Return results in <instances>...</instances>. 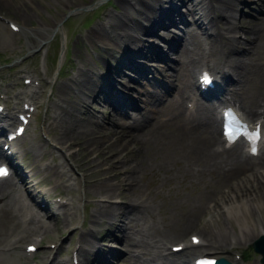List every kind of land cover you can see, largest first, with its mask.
Returning a JSON list of instances; mask_svg holds the SVG:
<instances>
[{
	"label": "bare ground",
	"instance_id": "obj_1",
	"mask_svg": "<svg viewBox=\"0 0 264 264\" xmlns=\"http://www.w3.org/2000/svg\"><path fill=\"white\" fill-rule=\"evenodd\" d=\"M116 2L118 8L115 11H106L104 20L88 27L82 38L83 43L94 42L93 44L96 43L97 47L102 48L96 49L97 59L101 63L94 68L92 64H88L79 52L81 47L76 39L74 49L81 55L79 57L83 63L81 62L74 73L54 82L53 113H50L51 119L47 120L54 123L52 126L54 130H51V133L54 134V143H59L64 150L62 154L79 168L87 170L85 172L82 170L88 187L86 189L103 190L102 194H107L108 198L116 194L110 195L111 193L104 191L115 190L119 192L117 195L126 200L123 204L94 200L96 205L89 212V222L105 225L107 229L108 225L111 226L118 220L125 239L129 241L131 247L136 246L133 247L131 255H128L129 264H147L151 255L153 258L160 257L161 264H186L187 253L195 252L199 246L207 249L212 247L215 251L232 250L234 243L239 242L241 237L250 238L264 230V225L259 229L254 225L256 222L254 212L264 214L262 165L264 138H261L256 156L242 152L238 143L221 150L211 148L210 143L216 138L217 130L215 116L208 112L213 107L212 102L201 98L194 110L181 113L182 106L177 101V95L190 86L191 80L180 81V78V83L174 84L173 79L177 77L173 70L179 65L197 66L199 61H205L206 65L211 64L212 70L222 75L221 83H224L223 87L227 91L236 95L238 89L235 87H241L242 94L238 93L235 99L246 107V114H257L252 116L253 119H259L264 127V0H116ZM252 3L254 11L262 12L260 15L256 12L248 15L242 12L245 4L248 6ZM179 4L183 6L182 10L178 8ZM2 10L13 12L21 19L23 25H27L26 20L30 18L28 6L17 0H0V12H3ZM172 14L178 16V29H173L170 24L176 26ZM144 22H148L150 26L143 25ZM162 28L167 32L160 30ZM23 29L29 33L27 46L32 48L37 45L41 30H31L27 26ZM182 29L192 37L183 41L184 45L180 44V48L179 44L169 45L170 42H177L179 38L183 40ZM1 32L6 34L0 29V42L9 36ZM203 42L209 45L208 54L202 52ZM177 47L179 49L177 58L169 61V70L164 75L168 78L167 85L161 84L160 88L158 84L149 88L147 73L151 69L144 63L146 58L151 56L167 58L171 48ZM209 54H214L213 61L206 63ZM89 59L93 60L91 55ZM224 66L227 67L223 69ZM124 67H131L133 75L137 74V77L134 76L135 80L139 79V82L144 83L142 87L146 94L144 98L149 105L142 110L140 119L134 118V121L126 122L123 119L117 120L115 115L104 113L105 115L99 116L91 112V101L99 98L107 102L108 98L112 99L113 107L121 105L123 108L139 107L141 96L132 88L133 85L128 83V88H125L118 84ZM31 89L30 86L28 89L30 97H26V100L31 99L32 101H29L32 103L37 98L35 92H38L39 87L37 85L33 91ZM133 91L135 95H132ZM165 91H169L170 94H166ZM113 95H116L115 99ZM257 106H260L259 110ZM14 118L11 109L0 114V131L8 120ZM102 137H105L103 141ZM42 147L39 142L31 139L18 150H22L19 151L22 153L31 148L34 159L27 162L28 167L24 174L20 164L15 166L17 174L19 172L27 184L36 187L38 193L47 194L49 189L46 190L47 187L44 188L41 181L48 178L46 177L48 174L45 175L46 171L51 170L53 174L57 172L58 167L49 166L48 170L42 168V165L35 164L34 161ZM87 149L94 150V153L90 154L91 151L89 154L84 153ZM97 154L103 163L106 162L108 165L101 168V173L93 172L101 164L94 161ZM128 155L130 156L127 157ZM129 158L136 161L132 162ZM107 167L113 171L112 169L107 171ZM144 168H147L150 174L163 170V176L161 175L163 179L174 177L182 179L187 176L193 183L199 182L200 179L203 186L199 187L196 194H188L185 197L188 203L186 207L179 209L176 205L171 214L164 211V202H161L163 213L156 217V212L161 208L158 200L168 195L163 194L161 189L157 190L156 180L152 184L147 178L141 181V175L145 173ZM221 178L233 181L228 182L226 186L231 191L227 196L221 193L224 202L217 205V213H211V209L201 206L200 198L206 194L204 189L207 185L206 189L210 191L211 186ZM161 181L163 183L164 180ZM20 193L19 187L10 177L0 178V264H5L12 253H15V259L19 258L21 250L18 246L23 236H29L34 229L39 230L42 227L43 229L37 233L41 234L48 230L47 219L40 220L37 207L34 210L25 207V203L21 202ZM168 201L170 203V200ZM64 204H66L64 200L54 201L51 206L47 205L48 209L42 210V213L50 211V215L61 217L66 223L70 217L67 216L68 207ZM198 221H201L198 230L202 234L198 237L197 244H193L189 239H183L184 246L177 252L165 249L170 237L184 235L183 229L194 226ZM232 222L236 225V232L233 233L225 229V226L232 225L230 224ZM106 235L109 234L104 232L103 239ZM79 236L80 248L84 247V242L91 241V248L82 251L81 264H92V259L96 257L101 261L107 257L101 248L105 249L108 241L92 239L94 233L91 228L88 227ZM32 238L34 243L40 240L39 236ZM45 249L42 250V258L49 251L48 248ZM106 250L114 255L119 253L111 247ZM160 250L169 253L163 256ZM128 256L126 254L124 258ZM12 264H15V260Z\"/></svg>",
	"mask_w": 264,
	"mask_h": 264
},
{
	"label": "rangeland",
	"instance_id": "obj_2",
	"mask_svg": "<svg viewBox=\"0 0 264 264\" xmlns=\"http://www.w3.org/2000/svg\"><path fill=\"white\" fill-rule=\"evenodd\" d=\"M17 1L21 2L22 4H24L25 6H28L30 8V18H28L26 20L27 25H21L22 27L20 26L19 30H17V29L12 30L11 29L9 31L8 30L9 25L7 24L8 22H6V19L4 17L0 16V29H1V31L6 32V34L9 35L8 38H6L5 40L0 42V88H2V90L6 91V92H9V94H11L12 99H15L17 96L20 99L25 94L24 93V87L27 86V84L22 81V77H23L22 75H24V73L30 72V74L40 83L39 84L40 87L38 89V92H35V93H37L35 95V97H37V98L34 97L35 98L34 100L37 101L36 102L37 106L33 111L34 117L30 118V120L28 122L29 125L26 129L29 131V134L32 135V139L35 140L36 143L39 142L43 146L42 148L45 149V151H44L41 148L40 154H42V155L38 154L37 158L34 161L35 164L39 165V166L42 165V168H45V169H48L54 165L56 168L58 167L56 169L58 173L56 172V173L52 174L51 170H49V169L48 170L50 172L49 171L45 172L46 173L45 175L48 174V176H46L48 178L42 179L44 181L43 185L49 189L48 191L50 193H52V194L55 193L56 195L59 194L58 197H60L62 195L64 198H67L69 200L74 201L75 208L72 210L71 213H68V215H67L68 218L70 217L67 220V222L68 221L70 222L73 218L80 219L81 218L80 214L82 211H84L85 215L89 216L90 215L89 212L92 210V208L96 204L93 201L92 202L87 201V199H84V197L86 196V197L90 198L93 194H98V195L102 194L103 190L102 191H97V190L93 191V189L92 190L86 189L87 186H86L84 178H83L84 173L82 172V170L84 172L87 170L79 168V166H77L72 160H70L69 158H66L64 156V154H62L64 150L61 148L59 143H54V139H53L54 134L51 133V130H54L52 127L54 125V123L51 120H50L51 124L47 121V120L51 119L50 113H53L54 102H52V101L55 98V97H53L54 96L53 92H54V87H55L54 82L56 83L58 79H60V78L62 79L66 75H70L71 73H74L76 71L78 66L83 61L79 57L80 54L85 57V58L84 57L83 58L86 59L85 61L88 64H92L93 68H94V66L101 63L97 59L98 58L97 53L96 52H95V54L91 53V48H93V46L96 47L95 46L96 43L95 44H93L94 42L92 44L90 43L91 45H87L85 43L86 45L85 44L83 45V41L80 39V35L84 34L87 31L88 27H90L94 23L101 21V20H104V16H105L106 11H108V10L115 11L116 8H118V6H117L118 4H117L116 0H17ZM248 1H251V0H248ZM199 3H201V2H199ZM253 7H254L253 3L249 4L248 6L245 4L242 12L247 14V15L250 13H254V12L258 13L259 15L262 13L261 11H258V10L254 11ZM179 9H181V8H179ZM3 12H0V13L7 15L6 17H8L9 19L12 18L14 21H17V23L21 21V19H19L17 16H15L13 14V12H11V11L9 12L8 10H4ZM42 21H47L48 24H46V25H48L49 28L47 26L42 28L45 25V23H41ZM24 26H27L31 30H37L38 29V31L40 30L39 28H42L41 31H39L40 35H38V38H39L38 41L39 42L37 43V45H34L32 48L27 46L29 33H26L24 31V29H23ZM30 26H33V27L31 28ZM177 29H178V27H177ZM160 30H165V29L162 28ZM165 31L167 32V30H165ZM2 34L6 35L4 33H2ZM76 39L78 40L77 42L81 47L80 48L81 51H79L80 52L79 55L77 54V51L74 49ZM202 40H204V39H202ZM174 44H176V42H174ZM178 47L180 48V44L178 45ZM178 47H177V49L171 48V51H170L172 53V56H174L175 58H177L176 55H178V53H179ZM96 48H97V50H102V48L101 49L98 47H96ZM40 50L43 52H41ZM89 55H91V57L93 58L95 63L93 62V60L89 59ZM2 59L4 61L1 62ZM155 59H157V60H153V61H156V63H153V65L156 66L158 69V68H160V66H158V65L162 64L161 63L162 60L159 58H155ZM85 61H84V63H85ZM168 70H166V71H168ZM166 71L165 72L163 71L162 73L163 74L165 73L164 75H166L167 74ZM164 75H160V76H162V78H164ZM134 76L137 77V74L135 73ZM138 78H140V77H138ZM125 80H126L125 76L121 75V78H120L118 84L122 86L123 85L122 83H124ZM175 80L176 79H173L174 84H175ZM152 84H153V86H157L158 84L159 85L163 84L164 86H166L167 81H164L162 83V82L152 80ZM132 85H133L132 88H135V90L138 92V96L139 95L141 96V97H139V98H141L139 100L140 105H139V107L133 106L134 108H131L133 113L129 112L130 110L128 109V107L120 108L121 114L117 118L119 120H122V116L125 113L127 114L125 116H129L130 115L129 113H131V116L135 115V118L140 119L141 114H142V110L144 109V107L146 105H149V103L144 98V97H146V94L144 93V90L142 88V87H144L143 81L142 82H139V81L135 82V83L131 84V86ZM148 86H150V85H148ZM153 86H151V87H153ZM124 87L128 88V85H125ZM151 87H149V88H151ZM140 91L143 93H140ZM132 95H135V91H133ZM18 97H17V100H18ZM99 99L91 101L90 107L92 105H94V107H93V110L90 108V111L94 112L95 114H97L99 116H101L102 113H105L106 115L111 114L112 116H114L113 112L103 111L102 107L106 108L105 104L107 101L102 102V100H99ZM7 101H9L8 98L6 99V102ZM157 102H159V101H157ZM16 103H17V105H20L19 101H17ZM8 105H12V104H8ZM113 108L115 109V107H113ZM126 108H127V110H126ZM124 110H125V113H123ZM249 115H252V114H249ZM255 115H257V114H253L252 116H255ZM123 120H126V119H123ZM44 122L47 124H45ZM45 125L46 126L48 125L47 128ZM3 128L4 127H2L0 133L2 132ZM104 139H105V137H102L101 141H103ZM44 144H46V145H44ZM108 146H110V145H108ZM18 149H21V148L18 147ZM27 150L28 151L25 150L24 153L21 154V156H23L24 162H25V164L22 165V167H24V168L28 167L27 166L28 161H31L34 159V155H33L34 152L31 150V148H27ZM91 150L92 149H90L89 151H88V149L84 150L85 151L84 153L89 154ZM93 151H91L90 154H93L94 153ZM84 153L82 152L81 155H83ZM129 156L130 155H128L127 157H129ZM96 157L98 159L95 158L94 161H96L98 164H100V163L101 164L98 165L99 168H95V170H93V172L101 173L100 172L101 168L104 166H108V165L106 162L103 163L99 154H97ZM129 160L132 162L136 161L134 159L132 160V158H129ZM91 163H93V162H91ZM179 163H181V162L179 161ZM46 164H48V165H46ZM50 164H52V165H50ZM107 168L106 169L108 171L110 169V167H107ZM111 169L109 171H111ZM112 171H113V169H112ZM144 172L145 173H143V175H141V181H144L147 178L148 180H151V181H149V183L152 184L156 180L155 182L158 184V187L156 186L158 188L157 190L161 189V191L163 190L162 192H164L163 194L168 195L167 197H163V198H161V200H158L160 206H161V202H164V211L168 214H171L176 209V205H177V208H179V209L181 207H182V209L184 207H186V205L188 203H186L187 200L185 199V197L188 194H191V195L196 194L195 192L198 191L199 187L203 186V184L200 182V179H198L199 182L193 183V180L190 181L189 179H187V176H185L182 179H179V178L175 179V177L163 179V177H162L163 173H164L163 170H161L160 172H158V171L153 172V170H152L153 173H151V174L153 176L150 174V172L147 168H144ZM212 172H213V170H211L210 173H212ZM22 173L24 174L25 172L23 171ZM111 173L113 174V172H111ZM111 173H110V176H112ZM156 174L158 176H155ZM48 179H50V180H48ZM161 179L164 180L163 183H162ZM218 180H217L216 184L214 183L211 186L212 189H210V191H208L206 189V187L208 185L205 187L204 191H206V194L200 198V199H202L201 200V206H204V208H205V201L207 199H212L213 196H215V195H218L220 190L223 188L222 185L224 184V182L227 179L221 178ZM22 184L25 185V184H27V182L24 181V182H22ZM19 189H20V187H19ZM20 191H21V189H20ZM104 192H106L108 194L111 193L110 195H112V194L117 195V193H119L115 190H112L110 192H108V191H104ZM168 192H170V194H167ZM159 194H160V192H159ZM159 194L157 193V195H159ZM121 195H122V193H121ZM157 195H155V196H157ZM113 197L114 196H112V198ZM168 200H170V203ZM104 201L105 200H102V203ZM125 201H126L125 198L122 197L120 202H117V203L123 204V203H125ZM60 202H62V201H60ZM106 202H108V201H106ZM114 203H116V202H114ZM52 204H53V202H52ZM64 205H65V207H68V205H66V204H64ZM154 210H156V209H154ZM160 213H163L162 212V206H161L160 210L158 212H156V214H157L156 217H158V215H160ZM254 213L258 214L257 212H254ZM161 216H162V214H161ZM260 216H263L262 218L264 221V214L261 215V213H260ZM255 217H257V215H255ZM249 218L251 219L250 216H249ZM200 223H201V221H198L197 224H195L194 226L189 227L188 229L187 228L183 229L184 233L186 230L189 231V229L197 231L199 229ZM230 224H232V225L229 226L227 224L225 226V229H229V231L233 230L234 232H236V230H235L236 225L234 224V222H232ZM53 226L56 229H58L60 227V224L58 223V219L55 221ZM104 230H105V228L102 226L101 229L98 231H99V233H101ZM51 231H52V229H50V231H48V233ZM106 231H104V232L108 233L109 235H106V237L103 239V241L116 240V241H112V244H114L115 246H119V247H117L119 250L122 248L124 249L125 246H127V245L131 246V244H129V241L125 239V235L123 234L121 228L119 227L118 220H116L114 222V224H111V226L108 225V228L106 229ZM222 234H224V233H222ZM118 235H120V237H118ZM54 237H55V235H54ZM177 237H179V236H177ZM177 237L176 238L170 237L169 242L170 241L176 242V240L178 239ZM27 239L29 240V238L25 237L21 240L22 241V243L20 242L21 243V249H23V244ZM245 244H247V245H245ZM237 246H234L232 248L238 249L239 247L245 246V248H247V250L250 252V253H248V257H247L248 261L246 264H264V262L262 260L260 261L259 252H257L256 250H254L251 247H248V242H245V240L242 241V239H240L239 242L237 243ZM42 247H37L38 249L35 252H32V254H30L27 259L25 256H23L22 257L23 264H25V262H27V260H29V261L32 260V258L38 259L37 257H38L40 250H42ZM132 247L135 248L136 246H132ZM117 248L114 247L115 250ZM45 250H47V249H45ZM133 250L134 249H132V251L128 250V254L133 252ZM182 250H180V252H183ZM238 251L239 250L234 251L233 253L238 252ZM120 253L122 254L123 258H124V256H126L125 252L119 251L118 254L111 257L112 262H110L109 264H126L127 260L123 259L122 257L120 258V256H118V255H120ZM233 253H231V255H233ZM133 255H134V253H133ZM188 255L189 254L187 253V256ZM225 255H227V254L225 253ZM134 256H137V255H134ZM97 258L98 257H96V259ZM94 259H92V260H94ZM102 262H104V260ZM89 264H91V263H89ZM92 264H101V263L98 260H96V261H93Z\"/></svg>",
	"mask_w": 264,
	"mask_h": 264
},
{
	"label": "snow or ice",
	"instance_id": "obj_3",
	"mask_svg": "<svg viewBox=\"0 0 264 264\" xmlns=\"http://www.w3.org/2000/svg\"><path fill=\"white\" fill-rule=\"evenodd\" d=\"M203 82L206 84L211 82L210 77H208L207 74H205V76L203 77ZM225 116H226V118H228L226 120V125H225V135L230 140L234 139V135L238 136L240 134H245L246 136H249L254 141H258L259 139H261V132H260L259 125L257 126V129L254 132H249L246 125L244 126L242 131L240 129H236L234 132V130L231 126V121L238 119V118L235 117V115L231 112V110H228L225 113ZM20 131H23V130L21 129ZM253 151H255V149H253ZM7 174H8V169L6 167L0 166V176H6ZM193 242L198 243L199 241L194 237ZM203 264H215V262L214 261H207V262H203Z\"/></svg>",
	"mask_w": 264,
	"mask_h": 264
},
{
	"label": "water",
	"instance_id": "obj_4",
	"mask_svg": "<svg viewBox=\"0 0 264 264\" xmlns=\"http://www.w3.org/2000/svg\"><path fill=\"white\" fill-rule=\"evenodd\" d=\"M260 239L264 240V235H261ZM254 245H255V248H258V249L261 248V250H263L261 258L264 259V246L262 244H257V243H255Z\"/></svg>",
	"mask_w": 264,
	"mask_h": 264
}]
</instances>
